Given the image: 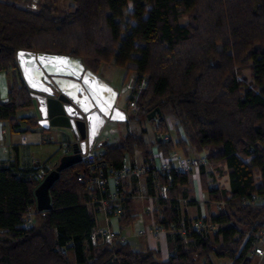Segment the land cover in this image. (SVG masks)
<instances>
[{"label": "trees", "instance_id": "trees-1", "mask_svg": "<svg viewBox=\"0 0 264 264\" xmlns=\"http://www.w3.org/2000/svg\"><path fill=\"white\" fill-rule=\"evenodd\" d=\"M25 1L0 0V69L11 75L0 120H15L17 110L33 105L17 63L19 49L80 56L94 69L104 61L128 66L134 88L145 81L133 116L147 119L156 106L162 115L150 119H157L153 142L146 129L128 133L118 144H102L96 165L81 161L62 170L50 188L52 206L44 211L35 208V168L0 165V264H214L212 255L252 264L264 233V0H71L63 9L58 0H38L35 7ZM242 67L250 70L249 79L239 77ZM167 114L176 120V140L164 138ZM21 118L37 122L35 116ZM154 144L163 155L180 149L184 156L192 157V150L204 157L209 165L198 167L204 186L224 208L188 217L181 199L195 203L187 190L194 169L159 168ZM135 150L144 155L148 190L157 203L153 220L173 241L166 259L130 240L97 244L90 237L97 212L90 202L99 192L89 173L119 169ZM224 168L229 189L216 183L214 172ZM129 195L120 196L128 201ZM30 206L36 221L25 227ZM136 218L125 211L119 222ZM200 219L216 230L195 228Z\"/></svg>", "mask_w": 264, "mask_h": 264}, {"label": "crops", "instance_id": "crops-1", "mask_svg": "<svg viewBox=\"0 0 264 264\" xmlns=\"http://www.w3.org/2000/svg\"><path fill=\"white\" fill-rule=\"evenodd\" d=\"M86 66L88 65L86 64ZM116 66L119 65H116L113 62H103L97 69L90 66L88 67L118 90L116 104L120 107H125L127 105L129 93L135 84V74L129 88L125 90L126 103L121 104L118 100L122 93V87H119L118 85V80L116 78L118 70L116 69ZM119 67L124 69L123 66ZM0 72V101H6L8 99V91L11 84V75L3 69H0ZM16 116L17 119L15 120H0L1 166L14 165L15 168L19 170L31 167L35 168L34 165L37 163V165L45 164L44 166L51 170L62 155L74 152L77 147H79V143L71 130L59 127L45 128L38 123L39 115L35 100H33V105L31 107L17 110ZM27 116H35L37 122L32 123L21 118ZM147 120L149 125L137 117H133L128 121H107L106 124L114 122V125H108L110 130H101L100 134L96 137L92 149L95 151H101L102 144H118L122 142L126 134L139 133L143 129H146L144 136L147 141L153 142L157 136L154 129L156 121L152 122L149 119ZM166 120L170 128L166 135L173 140H176L178 134L175 130V121L170 115H166ZM114 132L115 135L113 134ZM158 137L160 138V136ZM180 152L183 153L182 150H180ZM189 152L193 156L198 155L192 150H189ZM132 163L144 164V155L142 151L135 150L133 153L126 155L124 164ZM217 174L223 179V187L229 189V178L225 172V168L223 169V172L217 170ZM210 178V174H207L206 181H209ZM154 181L156 182L157 180L154 179ZM204 185L205 182L201 177V170L199 168L194 169L191 172L190 184L188 185L187 190L189 194L188 198H193L195 203L191 204L187 202L188 199H181L182 208L185 211V214L190 218L201 216L209 217L211 214H215L219 211L216 207V201L210 200L208 191ZM115 189H118L120 195L124 194L126 196L127 194H130V199L127 201L120 198L116 202H113L114 212L109 216L108 221L105 219L102 210L97 211L96 224L99 226H109L115 229L120 234L124 235L126 240L142 244L145 247H151L159 251L161 257L166 259L174 250L169 230L159 232L156 235L139 233L140 230H144L153 225V211L157 208L156 200L148 190L147 175L144 174L139 177L124 178L119 187H115L112 179L109 178L105 193L107 194L109 191H114ZM125 211H130L133 215L137 216L132 224H120L119 216ZM35 221L36 220L34 219V223ZM212 257L213 255L211 256L213 261ZM257 263L262 264V260L260 261L258 255H254L252 264Z\"/></svg>", "mask_w": 264, "mask_h": 264}, {"label": "water", "instance_id": "water-1", "mask_svg": "<svg viewBox=\"0 0 264 264\" xmlns=\"http://www.w3.org/2000/svg\"><path fill=\"white\" fill-rule=\"evenodd\" d=\"M16 59L37 104L38 123L45 128L71 130L79 143L74 152L62 155L36 186V207L44 211L52 206L50 188L60 172L82 161V154L92 149L106 122L128 121L134 116L116 104L118 90L86 66L80 56L19 49ZM161 115L156 106L147 119Z\"/></svg>", "mask_w": 264, "mask_h": 264}, {"label": "built area", "instance_id": "built-area-1", "mask_svg": "<svg viewBox=\"0 0 264 264\" xmlns=\"http://www.w3.org/2000/svg\"><path fill=\"white\" fill-rule=\"evenodd\" d=\"M145 85V81H142L138 84L136 88H132L131 94L129 96L128 106L126 108L127 114L129 115H136L139 111L137 105V96L138 92L141 88ZM156 125H154V129L156 130ZM164 138L167 139L168 135H164ZM152 152L156 158V162L161 169H168L170 166L175 167L181 171H190L192 169L198 168L202 164L209 163L206 161L204 157H195V156H184L182 155L177 149L170 150L167 154H161L157 145L154 144L152 146ZM100 154V151H95L93 149L86 150L82 154V162L87 165H96L97 155ZM34 165V161H33ZM45 164L37 165L35 163L34 167L35 170L30 177H34L39 181V183L44 179L45 175L49 171L47 167L44 166ZM147 167L145 164H124L121 168L115 169L113 167H108L106 173L104 171H92L89 173L88 178L90 180L91 185H95L99 192V196L93 199L90 204L96 208L97 211L102 210L105 215V219L108 221L109 216L114 212L113 209V202H116L118 199L121 198L118 189L114 191H109V193H105L107 190V185L109 178L112 179L115 187H117L122 179L127 177H139L146 173ZM78 180H83V176L79 175ZM160 195L163 197L167 196V188L165 185L160 187ZM218 210L224 208V201H217L216 202ZM34 216L35 211L32 206L28 207L27 212L24 215V223L25 227H30L34 223ZM193 226L199 230H206L209 233H213L216 230V225L213 224L210 220H197L194 222ZM165 231L163 225L158 223H153L152 226L140 230V234H149V235H156L159 232ZM90 237L94 243L97 244H113L116 241H126V237L120 234L115 229L109 226H96L91 230ZM65 249H63V252ZM254 253L256 255L264 254V237L258 239V243L255 246Z\"/></svg>", "mask_w": 264, "mask_h": 264}, {"label": "rangeland", "instance_id": "rangeland-1", "mask_svg": "<svg viewBox=\"0 0 264 264\" xmlns=\"http://www.w3.org/2000/svg\"><path fill=\"white\" fill-rule=\"evenodd\" d=\"M25 2H27L28 4H30V6H32V7H35L36 4L38 3V0H26ZM71 2H72L71 0H58V3L57 4H58V7H60V8L63 9V8H66ZM129 8H131V5L129 6ZM183 20H185V18ZM104 62H111L112 63V61H104ZM116 67H117L116 69L118 70L117 73H116V78L118 80V85H119V87H122V93L119 96L118 102L121 103V104H125L126 103L125 90H127L129 88L130 84L132 83L134 73H133V70H128V66H123L124 69L121 68V67H119V66H116ZM241 69L242 70H241V73H239V77L241 78V77L245 76L246 78L249 79L250 78V75H249L250 74V70L247 67H242ZM0 74H1V72H0ZM130 94H131V92L129 93V96H130ZM129 96L127 98V105L125 106L126 108L128 106ZM139 117H140V119L143 122H145L147 125H149L148 124V120L145 119L143 117V115H140ZM172 118H173V120H175L174 117H172ZM154 121L157 122V119H154ZM108 125H114V122H109V124L107 123L106 126L103 128L102 131L110 130ZM134 128L136 130L135 124H134ZM113 134L115 135V132ZM177 150L180 152L179 149H177ZM208 169L210 171H213V168H211V167H209ZM214 174L216 176H218V174H216V172H214ZM222 182H223V179H221V177L218 176L216 183H218L219 185L223 186ZM216 207H217V205H216ZM35 208H37L36 207V204H35ZM262 237H264V233H262L259 238H262ZM258 256H259L260 261L262 260V264H264V254L258 255ZM212 258H213V261H214L215 264H232L231 260L228 259V258H225V257H218L216 255H213Z\"/></svg>", "mask_w": 264, "mask_h": 264}]
</instances>
